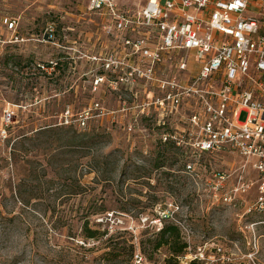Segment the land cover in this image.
I'll return each mask as SVG.
<instances>
[{
	"label": "rangeland",
	"instance_id": "374dc122",
	"mask_svg": "<svg viewBox=\"0 0 264 264\" xmlns=\"http://www.w3.org/2000/svg\"><path fill=\"white\" fill-rule=\"evenodd\" d=\"M116 2L134 11L146 0ZM87 5L0 0V129L3 112L14 114L6 137L0 133V264H125L94 259L109 249L81 239L85 221L102 222L100 230L107 226L109 234L123 233L133 256L146 264H167L165 248L152 250L156 228L165 224L177 226L182 241L188 232L192 251L207 247L214 261L197 264H264V209L254 207L257 173L227 152L201 157L203 167L185 173L194 157L161 143L162 128L127 110L146 99L141 82L131 88L94 86L103 75L101 59L116 39L98 31L101 20ZM8 19L15 21L14 32L6 28ZM50 29L54 39L45 41ZM49 61L58 67L41 73L37 64ZM93 102L102 105L105 117L85 130L61 127L66 108L77 114ZM43 126L50 132H37ZM212 169L229 174L215 198ZM239 183L249 187L223 202ZM95 204L101 210L89 216ZM158 207L173 210L180 224L156 226Z\"/></svg>",
	"mask_w": 264,
	"mask_h": 264
},
{
	"label": "built area",
	"instance_id": "2783aa9c",
	"mask_svg": "<svg viewBox=\"0 0 264 264\" xmlns=\"http://www.w3.org/2000/svg\"><path fill=\"white\" fill-rule=\"evenodd\" d=\"M87 2V10L101 20L98 31L106 39H116L113 51L102 57L103 75L93 85L131 88L141 82L146 99L127 110L133 109V116L144 117L151 127L162 128L161 143L194 157L185 164V173L203 167L201 157L234 153L244 160L243 168L257 173L259 196L254 207L263 210L264 0H146L134 11L121 9L116 0ZM6 28L14 32L15 21L6 20ZM53 39L50 29L44 40ZM56 64L37 67L47 72ZM104 74H114L115 80ZM12 113L9 108L3 112V138ZM103 116L102 105L93 102L77 114L66 108L59 121L61 126L85 130L90 121ZM212 173L209 187L215 198L229 174L213 169ZM248 187L238 185L222 201L230 203L235 193ZM155 211L156 226L176 222L173 210ZM184 236L186 254L179 264L214 261L206 246L192 251L189 233ZM213 250L221 252L217 246ZM132 258L133 264H146L139 254Z\"/></svg>",
	"mask_w": 264,
	"mask_h": 264
},
{
	"label": "trees",
	"instance_id": "16d2710c",
	"mask_svg": "<svg viewBox=\"0 0 264 264\" xmlns=\"http://www.w3.org/2000/svg\"><path fill=\"white\" fill-rule=\"evenodd\" d=\"M47 34V33H46ZM54 34V31H53ZM12 61H15V64H19L17 62V57L11 56L10 58ZM50 62V61H49ZM49 62L41 63L46 68H50ZM2 64H5L3 61ZM39 64H37L38 66ZM58 67V63L53 68L55 69ZM39 69V68H38ZM39 71H41L39 69ZM41 73H45L41 71ZM62 128H68L67 126H61ZM10 129V128H8ZM6 129V131L8 130ZM41 130H38L39 133H47L50 132L51 127L49 126H43L40 128ZM15 161V158H13ZM101 206H97V204L91 206L89 208V216H95L99 214V211L101 210ZM82 226V232L80 234L81 239L84 242H94L98 244L102 248H108L109 250L102 254L101 256H98L97 258H94L95 260L101 262V261H108V262H124L125 264H129V262L133 259V246L129 243L131 241L126 240L123 237V233H118L116 231H112L109 234V229L107 226L100 230L102 222H99L97 224H93V226H89V222L85 221ZM109 234V235H108ZM151 243V242H149ZM160 248H165L168 253V258L166 260L167 264H178L177 258L184 255L186 250V244L181 240L180 231L177 226L173 224H165L157 234V237L152 242V250L156 251ZM94 259H92L94 261ZM190 264H197L196 262H192Z\"/></svg>",
	"mask_w": 264,
	"mask_h": 264
}]
</instances>
